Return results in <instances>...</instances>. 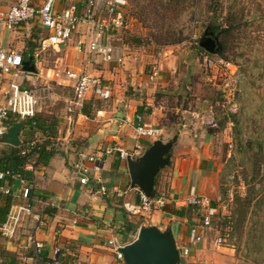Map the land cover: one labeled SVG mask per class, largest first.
I'll return each instance as SVG.
<instances>
[{"label":"crops","instance_id":"crops-1","mask_svg":"<svg viewBox=\"0 0 264 264\" xmlns=\"http://www.w3.org/2000/svg\"><path fill=\"white\" fill-rule=\"evenodd\" d=\"M17 1L0 0V10L9 9ZM40 1L32 0L33 4L40 3ZM84 3L85 0H55V8L61 10L77 5L81 12ZM115 32L111 34V37ZM48 35L49 31L43 29L37 20L27 25H20L13 31L2 30L0 32V42L6 51L19 53L22 62L32 59L31 64L34 71L31 73L24 71L27 73L24 81L26 87L40 85L44 81V75L48 72L50 74L55 67L60 65L76 72L89 74V72H96L93 65H101L110 73L108 69L115 70L126 62L127 53L124 51L125 61L121 65L102 63L98 59H92L87 52L90 35L85 36L84 28L75 33L65 47L43 49L41 42ZM80 41L83 43L82 50L78 47ZM48 52L54 57V65L42 67L38 62L39 58ZM152 69L148 76L135 75L131 72L133 77L130 78V87L134 94L130 91L127 94V101H116L120 104V109L114 104L110 111L98 112L97 116L92 118L81 115L80 107L73 106L72 108L70 105L73 97L71 90L57 89L60 98V92L71 95V100H66V103H69L67 110L68 112L74 108L78 110L76 111L78 119L73 118L72 115L68 116V125L66 122L67 128L63 136H61L62 130L58 122L55 140L62 142V149L57 150L56 155L46 167L39 166L33 169L31 164L26 165L27 170H33L34 178L31 183L25 180H23L24 183H20L14 179L11 187L6 185L7 182L0 187L8 188L11 192L13 204L10 210L15 206L29 205L31 207V213H22L16 233L11 239L3 237L0 233V264H114V246L109 242L113 241L118 246H124L131 242L129 236L133 230L153 225L160 230L169 229L173 235L174 231H177L175 242L178 239L186 240L191 229L201 230L199 222L204 211L199 204L201 198L210 200L218 215L214 204L217 201L221 203L218 196V172L221 164L216 157L217 146L213 142L215 138L205 130L191 129L185 122L175 127L174 122H171L169 118L164 119L163 107L155 103L154 97L167 96L169 98L179 96V94L173 91L175 95H172L170 90L160 88L159 85L165 83L167 75L161 73L160 67L157 77L152 78ZM93 75L98 76L99 74ZM8 79L5 76L0 78V100L7 88ZM57 103L43 108L41 112H45V109ZM138 107H143L144 114L139 116L146 123L161 130L160 125L169 130V133L174 131L173 128H177V134L172 133V137L178 136L171 150L170 165L167 166L169 178L166 191L161 192L159 185L156 187L157 191L165 196V205L162 209H153L150 212H143L140 209L137 190L129 187L126 162L120 161L117 154L102 158V168L99 173L102 179L101 184H96L90 175V183L81 185L76 172L78 165L90 166L85 161L81 162L82 156L94 155L101 148L118 146L131 154L136 143H141L145 149L148 147L146 145L150 143L137 139L134 130ZM175 109L179 110L177 107ZM181 109L186 112L184 107ZM118 112H123V116ZM99 114L105 117L101 118ZM116 114L121 115L122 119L116 118ZM64 119L63 123L66 121ZM101 120L103 123H100ZM19 137L22 144L21 132ZM42 139L44 140L43 137ZM116 163H118L117 168L114 167ZM26 186L30 193L24 198L22 191ZM101 186L109 189L111 194H108L109 196L99 195L97 190ZM113 189L121 191L122 196H117L115 192H112ZM1 198L0 196V204H2ZM125 208L132 210V213L136 212L138 220L129 215H127L129 220L122 218L124 214H128ZM177 209L180 210L179 213H176ZM220 209L225 210V206H221ZM114 215L113 226L111 222ZM123 220L127 221L129 227L126 229L123 227L122 230L120 229L123 233L115 235L114 228L117 224H122ZM33 239L43 245L38 252L34 249L31 241ZM220 248L223 251L233 252L231 247H217V249ZM56 249H59L57 254ZM201 262L203 261L199 263Z\"/></svg>","mask_w":264,"mask_h":264},{"label":"rangeland","instance_id":"rangeland-1","mask_svg":"<svg viewBox=\"0 0 264 264\" xmlns=\"http://www.w3.org/2000/svg\"><path fill=\"white\" fill-rule=\"evenodd\" d=\"M142 2L146 3V1ZM130 4L128 2L127 7L131 8L132 6V9L131 12L128 9L126 10L123 27L117 29L111 37V42L127 53L126 62L115 70L108 69V67L110 73L101 65H93L96 72H89V74H99L102 77L104 84L111 93L110 100H113L111 105L116 104L120 109V104L116 101H127V94L130 91L134 94L130 87V78L133 77L131 72L135 75L148 76L153 67H161V73L167 76L164 80L165 83L159 85L160 88L170 90L172 95H175L173 91L179 94V96L169 98L167 96L154 97L155 103L163 107L162 116H164V119L169 118L171 122H174L175 127L185 122L189 124L191 129L199 128L198 131L205 130L207 132L213 130L212 137L215 138L213 142L217 146L216 157L221 164V169L218 172V196L220 197L219 188L221 187L225 199L221 203L215 202L214 205L218 210V215L213 220L211 228L203 231L202 242L199 245L196 247L191 246L189 243L190 236H187L186 240H176L178 246L186 244L190 246L189 255L180 264H198L200 261L203 262L199 264H264V240L259 242L250 240L246 233L252 226L251 219L239 224L237 219L232 216L236 207L232 204V199L236 193L240 196L245 193V195L255 196L258 191L261 195L264 194V157L255 153L251 154L253 159L251 163L254 164L253 168L255 170L254 179L251 178L250 164L247 166L243 164L232 171L229 177L226 176L220 179V172L225 167V163L232 152V124L228 116L239 114L242 107L248 103L249 98H253L252 102H258V108L255 107V109L260 111L261 115L257 114L254 120L246 119L243 136L245 138L248 133H263L264 136V0H195L192 10L189 11L192 16L190 36L182 44L174 46L156 44L151 39L150 34H158V27H152L153 21L151 26L140 21L138 16L132 14L134 9L133 5ZM178 13L176 4L167 8V12L163 17L158 18L159 15H156L155 23L163 26L173 24L169 32L175 28L178 29L185 17L180 16ZM152 15L153 13L150 17H154ZM219 23L221 26H238L235 33L229 35L226 40L222 39L225 43L224 55L230 62L238 63L239 70L243 75V85L233 102L224 101L217 89L204 83L200 69V56L203 51L197 48L199 38L202 36L207 24ZM136 38H142L143 44L132 45L126 43L127 40ZM53 61V55L48 52L43 57L41 56L38 62L42 67H51L54 65ZM60 94L61 98L57 105L45 109L43 114L47 117L57 118L59 128L62 130L61 136H63L68 125V116L72 115L73 118L78 119L76 117V111L78 112V110L74 108L71 112H68L69 103H66V100L70 101L71 95L66 92H60ZM182 107L185 108L186 112L181 109ZM195 113H197V116H195ZM99 116L101 118L105 117L101 114ZM63 119L66 120L65 123H63ZM219 121L226 122L223 129H219ZM100 123H103L102 120ZM166 124H168V121H166ZM159 127L162 130L160 139L163 141L169 140L172 133L177 130V128H173L174 131L169 133L166 128L160 125ZM42 140L40 135H36L35 141ZM54 142L55 148L61 151L62 142L58 140ZM167 168H164L157 178V185H159L161 192L166 191L168 184L169 173ZM247 179L250 180L251 185L246 186L245 180ZM221 206H225V210H221ZM125 210L128 214H124V216L121 214L115 215L122 216L125 220H129L127 215L137 219L136 212L132 213V210L126 208ZM258 213L256 217L260 216L264 219V203ZM115 215L111 222L113 226ZM127 224V221L124 222V220L122 224H117L114 228L115 235L121 233L123 227L128 228ZM137 231L138 229L133 230L129 236V241L135 239ZM217 234L225 235V244L231 246L233 252L223 251L222 248L217 249L215 247L214 239ZM173 236L174 239H177V231H174Z\"/></svg>","mask_w":264,"mask_h":264},{"label":"built area","instance_id":"built-area-1","mask_svg":"<svg viewBox=\"0 0 264 264\" xmlns=\"http://www.w3.org/2000/svg\"><path fill=\"white\" fill-rule=\"evenodd\" d=\"M127 10L126 0H85L81 12L77 5L58 10L55 8V0H41L40 3L33 4L32 0H18L15 5L5 11L0 10V32L2 30L13 31L20 25L37 20L43 29L49 31V35L41 42L43 49L52 47H65L69 44L72 36L83 30L85 36L89 34L90 41L87 43V52L92 59L100 60L102 63L121 65L125 61L124 52L111 42V34L115 30L122 28L125 22ZM110 36V37H109ZM83 43L80 41L78 47L81 49ZM201 74L203 82L211 86L221 94L224 101L233 102L240 92V84L243 75L239 67L228 60L216 55L203 52L200 56ZM158 68H153L151 77L156 78ZM26 74L22 67V57L19 53L6 51L0 42V78L8 77L7 88L3 92L0 100V144L3 134L8 129L6 121L9 116H15L23 120L31 118L39 113L43 108L58 102L60 96L57 89H69L72 92L70 105L80 107L90 98L107 99L111 93L104 84L101 76L88 73L76 72L66 66H57L51 73L44 75V81L40 85L26 87L24 81ZM135 133L137 139H143L151 143L160 138L161 130L158 127L146 123L141 116L136 119ZM144 147L141 143H136L132 152H128L122 147H104L94 155L81 157V162H87L89 167L82 164L76 167L79 183L86 185L90 183V175L96 184H101L100 170L101 160L105 156L117 154L122 162H126L128 157H138ZM8 172H0V182L8 176ZM13 179L24 183L18 176ZM2 194H8V188H0ZM117 196H122V192L113 189ZM97 193L102 196L111 194L104 186L98 188ZM29 188L23 187L22 196L26 198ZM113 194V193H112ZM140 201V209L143 212H150L153 209H162L165 204L164 196L156 197V200L147 199L140 191H137ZM203 208V215L199 222L200 231L191 229L190 245L196 247L202 242L203 231L210 229L213 219L217 217V212L212 203L207 198L199 200ZM22 213H31V207H12L5 222L0 225V233L3 237L11 239L18 228ZM220 234V233H219ZM225 235H217L214 244L217 247L230 248L225 244ZM227 236V235H226ZM34 249L38 252L43 245L36 239L31 240ZM114 246L115 263L124 264L123 257L118 251L122 245L118 246L113 241L109 242ZM190 246H178L181 262L190 253ZM59 249L55 250L57 254Z\"/></svg>","mask_w":264,"mask_h":264},{"label":"trees","instance_id":"trees-1","mask_svg":"<svg viewBox=\"0 0 264 264\" xmlns=\"http://www.w3.org/2000/svg\"><path fill=\"white\" fill-rule=\"evenodd\" d=\"M133 5L132 14L138 16L139 20L146 23V25L151 26V22L153 21L152 27H158V34H150L152 40L155 41L158 45H168L174 46L182 44L186 41L191 33V21L192 16L189 11L192 10V6L194 5L195 0H126ZM142 1H146L143 3ZM130 4V5H131ZM177 4L178 14L180 16H185L183 18V22L178 29H173L171 32L172 25L163 26L162 24L157 25L155 23V16L159 15V17H163L167 12V8L172 7ZM128 10L132 9L127 7ZM214 12V11H213ZM151 13H153L154 17H150ZM152 15V16H153ZM150 18V19H149ZM249 24V22H247ZM237 25L233 26H221V24H207L205 26V30L212 32L219 41L220 50L217 55L225 60L230 61L224 54V40L228 38V36L235 33L237 29ZM240 27V26H239ZM204 30V31H205ZM203 31V32H204ZM174 33V34H173ZM224 39V40H222ZM126 43H131L132 45H142L143 39L136 38L127 40ZM200 51H203L199 46L197 47ZM204 52V51H203ZM235 63L238 67V63ZM240 69V68H239ZM243 82L240 84V88L242 87ZM219 93V92H218ZM220 94V93H219ZM221 96V94H220ZM253 98H249L248 103H246L239 114H233L228 116L230 119L231 127V138H232V152L230 157L225 163V167L220 172V179L228 176L235 169L244 165H251L250 174L251 178H255L254 174V164L252 165V153L256 155H261L264 157V136L263 133L253 134L248 133L244 138L243 129L246 121L249 119H255L257 114L261 115L260 111H257L258 102H252ZM111 100L107 99H95L90 98L85 101L79 109L81 115L92 118L98 112L102 111H110L111 109ZM136 114L142 115L144 114L143 107H138L136 109ZM245 120H244V119ZM247 119V120H246ZM22 121L24 126L21 130L22 136V144L20 147H12L4 144H0V172H8L9 175L5 177L4 180L0 182V187H2L5 182H7V186L11 187L14 183L13 177H19L26 182L31 183L34 176L33 170H27L26 165L31 164L33 169H37L40 167H46L51 159L56 155L57 149L55 148V139L57 137L58 132V120L56 117H47L43 114V112H39L35 114L31 118L19 119L15 116H9L6 121L7 127L13 126L15 123ZM219 129H223L225 126V121H219ZM210 132V133H209ZM208 133L212 135L213 130H210ZM36 134H39L44 138L42 141H35ZM173 134H177V130L173 132ZM147 144L146 146H149ZM236 160V162H235ZM238 160V161H237ZM170 165V163H169ZM115 168L118 167V163L114 165ZM155 177L154 180V188L153 192L156 197L164 196L161 195L159 191H157V178L159 173ZM253 173H252V172ZM252 179V180H253ZM246 186L251 185L250 180H245ZM249 188V187H248ZM31 190V189H30ZM220 201L225 199V194L223 189L220 187ZM30 193V192H29ZM246 194V193H245ZM240 196L239 194H235L232 199V204L236 206L233 210L232 216L237 219L239 224L245 223L248 219H251L252 226L246 232L248 238L253 241L264 240V219L260 218V216L256 217V214H259L258 211H261L262 205L264 203V194L261 195L258 191L255 196L247 194ZM29 195V194H28ZM2 204H0V225L6 220L7 214L9 213L10 207L13 204V198L11 197V192L8 194H0ZM28 197V196H27ZM165 198V196H164ZM138 203V201H137ZM165 205V204H164ZM242 208V209H241ZM180 210H176V213H179ZM255 214V216H254ZM177 215V214H176ZM264 252V250H263Z\"/></svg>","mask_w":264,"mask_h":264},{"label":"water","instance_id":"water-1","mask_svg":"<svg viewBox=\"0 0 264 264\" xmlns=\"http://www.w3.org/2000/svg\"><path fill=\"white\" fill-rule=\"evenodd\" d=\"M199 47L206 53L216 55L220 50L218 38L205 30L199 38ZM32 59L22 62L25 72H33ZM123 106V105H122ZM123 116V112H118ZM116 114V118L122 116ZM23 122H17L9 127L1 138L4 145L19 147V134L23 129ZM178 136L170 140L157 139L136 157L126 159V169L129 177V187L140 191L147 199L156 200L154 195V180L160 170L169 165L171 150ZM118 251L123 257L124 264H180L181 258L172 232L160 230L150 225L139 228L136 237L130 243L120 247Z\"/></svg>","mask_w":264,"mask_h":264}]
</instances>
